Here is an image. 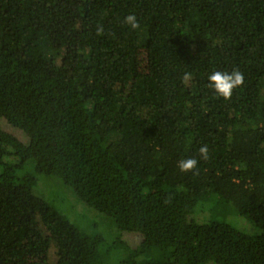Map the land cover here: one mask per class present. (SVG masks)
Returning a JSON list of instances; mask_svg holds the SVG:
<instances>
[{
    "label": "trees",
    "instance_id": "1",
    "mask_svg": "<svg viewBox=\"0 0 264 264\" xmlns=\"http://www.w3.org/2000/svg\"><path fill=\"white\" fill-rule=\"evenodd\" d=\"M0 168V264H264V0H0ZM212 202L258 232L197 221Z\"/></svg>",
    "mask_w": 264,
    "mask_h": 264
},
{
    "label": "rangeland",
    "instance_id": "2",
    "mask_svg": "<svg viewBox=\"0 0 264 264\" xmlns=\"http://www.w3.org/2000/svg\"><path fill=\"white\" fill-rule=\"evenodd\" d=\"M3 128L12 133H16L21 136V134L16 131L14 128L3 124ZM6 163L14 162L13 160L6 159ZM17 161V160H15ZM31 163L24 166H13L11 171L16 173L18 176H23L29 172L36 174L38 178V183L34 188V191L38 194L44 195L50 201H52L55 206L62 211L67 217L74 223L80 225L85 229H89L92 223H97L94 220L96 211L89 208L85 203L78 200L74 192L65 186L63 182L55 177H48L44 174L38 173L35 170H32ZM1 170V168H0ZM197 221H209L211 219H218L226 221L243 232L252 234L258 232L256 226L246 217L240 216L236 213L230 212L227 209L221 208L217 212L214 211V202H212L207 210L197 211L196 217ZM105 227V226H103ZM125 239L135 246L139 240L140 236L138 234L125 233ZM54 259V256L52 257Z\"/></svg>",
    "mask_w": 264,
    "mask_h": 264
},
{
    "label": "clouds",
    "instance_id": "3",
    "mask_svg": "<svg viewBox=\"0 0 264 264\" xmlns=\"http://www.w3.org/2000/svg\"><path fill=\"white\" fill-rule=\"evenodd\" d=\"M125 23L131 28L135 29L139 26V21L134 14L126 16ZM188 78V74H185V79ZM244 76L239 70L227 71H213L208 75L209 86L214 91L225 99L231 97L233 90L243 83ZM203 156H207L208 149L206 146H202L199 149ZM197 161L189 158L179 161L178 167L181 171H188L196 167Z\"/></svg>",
    "mask_w": 264,
    "mask_h": 264
}]
</instances>
